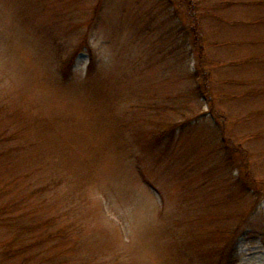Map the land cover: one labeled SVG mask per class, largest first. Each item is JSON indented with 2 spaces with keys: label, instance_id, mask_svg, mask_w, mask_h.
Returning <instances> with one entry per match:
<instances>
[{
  "label": "rangeland",
  "instance_id": "1",
  "mask_svg": "<svg viewBox=\"0 0 264 264\" xmlns=\"http://www.w3.org/2000/svg\"><path fill=\"white\" fill-rule=\"evenodd\" d=\"M0 264H264V0H0Z\"/></svg>",
  "mask_w": 264,
  "mask_h": 264
},
{
  "label": "trees",
  "instance_id": "2",
  "mask_svg": "<svg viewBox=\"0 0 264 264\" xmlns=\"http://www.w3.org/2000/svg\"><path fill=\"white\" fill-rule=\"evenodd\" d=\"M192 31H193V38H194L193 42H194V45H197L198 36H197V34H196L194 29H192ZM197 46H198L199 51H201V46L200 45H197Z\"/></svg>",
  "mask_w": 264,
  "mask_h": 264
}]
</instances>
